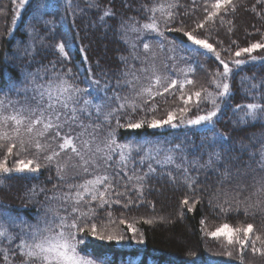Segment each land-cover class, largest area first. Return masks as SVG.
<instances>
[{
    "label": "trees",
    "instance_id": "trees-1",
    "mask_svg": "<svg viewBox=\"0 0 264 264\" xmlns=\"http://www.w3.org/2000/svg\"><path fill=\"white\" fill-rule=\"evenodd\" d=\"M173 3L178 6L168 7ZM214 3L216 0H71L70 4L68 0H30L19 8L20 0H0V95L7 94L13 101H19V105L35 107L38 97L34 98L29 81L25 79L27 74L39 71L43 77L40 82L44 83L52 77L53 71L66 73L68 69L72 70V83L89 89L87 98L94 103L106 102L109 107L116 104L112 99L114 92L124 97L133 90L151 87L154 93H163L149 99L154 112L144 106L143 110L138 109L128 117L121 115L120 122L124 124L126 119H166L170 111H176L179 123V109L184 107L191 110L184 114L183 119L195 118L212 110L213 106L207 99V93L212 92L219 104L216 132L229 138L224 142L220 163L207 167V151L215 136L208 130L211 125L175 129L168 126L160 129L121 127L116 129L118 143L148 142L140 151L132 153L127 168L121 171L119 154L115 153L110 166L101 164L99 168L90 167L89 172L84 173L79 167H71L78 164V160L69 150L57 158L61 165H69L60 174L65 177L64 181L57 173L56 164H49L44 159L45 154H50L47 149L58 150L57 145L62 141H51L46 145V152L14 149V154L9 155L0 148V161L6 159L9 168L15 169L16 162L21 159H35L41 164L36 173H16L14 170L8 174L0 173V214L26 221V228L36 224L42 228L44 221L52 218L53 212L68 214L67 206L53 199L68 191L67 183L81 184L95 175L115 177L120 172L122 180L109 181L115 191L124 193L119 197L120 203H116L117 197L109 190L105 196L109 203L103 208L96 207L98 202H92L95 208L93 222L97 224L98 231L123 233L125 241L117 244L86 237L84 251L88 257H106L97 264H129V261L131 264H264V256L251 252L252 241L257 235L260 240H255V247L264 249V171L257 164L260 150L264 147V119L240 122L245 112L243 106L250 103L264 105V49L235 56V52L252 43H264V0H234L235 11L226 12L222 8L204 28L193 32L197 38L212 43L220 53V59L232 68L227 77L222 75L223 65L212 53L193 45L184 32L165 31L162 23L167 13L173 12L175 22L170 27L192 31L194 21L203 20L215 11ZM40 4L44 7H39ZM160 6H163V11L157 10L154 15L160 21V31H164L163 47H160L156 32L143 28L144 24L152 22L150 9H159ZM105 11L112 15H105ZM47 21L51 23L46 25ZM145 42L150 44L148 51L143 49ZM61 43L67 57L59 52ZM29 44L35 46L34 58L25 54ZM251 56L257 59L252 61ZM236 59H243L246 63L237 67L234 65ZM53 63L56 65L54 70L51 68ZM157 77L161 80L160 85L154 84ZM93 80L99 81V85L93 84ZM172 80L177 81L176 87L163 92V87ZM187 80L193 83L187 84ZM118 82L120 87H116ZM215 82L228 83L229 96L219 97L221 89L216 88ZM14 86L29 90L18 94L13 90ZM195 91L202 93L199 107L195 105ZM181 95L185 100L192 95L193 101L185 105ZM81 120L84 125L92 127L85 129L79 122H70L71 126L66 125L62 135L78 136L76 143L82 150L81 141H90L95 149L116 127L115 121L109 127L102 119H97L95 113L91 120L86 115H82ZM98 123L100 127L96 128ZM93 131L94 141L89 135ZM9 132L11 134V128ZM180 143L186 146V160L177 153L173 164L162 167L156 163L157 159H163L165 149ZM157 145L160 147L158 156L155 155ZM242 146L248 150L241 151ZM149 147L153 149V158L141 163ZM251 153L256 154L254 159ZM89 155L85 152L86 157ZM194 160L198 161L195 165L192 163ZM149 163L156 172L145 181H137L136 176L148 172ZM221 164L231 169L230 177L218 175V172H224ZM177 165L181 167L177 168ZM169 173L175 177L174 181ZM141 183L142 196L139 191ZM238 185L246 189L240 195L232 191ZM100 191H104L103 185ZM220 192H228L229 195L217 199L216 194ZM185 199L189 201L187 205L183 203ZM225 199L231 201L230 206L224 204ZM253 206L258 207L254 210ZM83 210L89 211L87 208ZM121 220L127 223L122 224ZM146 220L152 223H146ZM129 224L138 229L139 235L144 237V244L137 245L130 240ZM224 224L234 229L252 224L254 230L248 237L243 232L236 233L234 242L229 245L225 236L213 238L210 235ZM10 230L14 234L19 232L18 228ZM237 238L248 239L243 261ZM229 251L232 256L227 255ZM14 261H18V257L10 256L9 260H4L0 254V264H12Z\"/></svg>",
    "mask_w": 264,
    "mask_h": 264
},
{
    "label": "snow or ice",
    "instance_id": "snow-or-ice-1",
    "mask_svg": "<svg viewBox=\"0 0 264 264\" xmlns=\"http://www.w3.org/2000/svg\"><path fill=\"white\" fill-rule=\"evenodd\" d=\"M30 0H20L19 8H23L25 4H28ZM69 4L71 0H68ZM178 5L173 3L168 5L170 8H175ZM230 6V7H229ZM39 7H44L40 4ZM215 11H212L203 20L194 21V27L192 31H184L183 27L172 28L171 23H174L173 17L175 13L169 12L163 18L162 23L164 24L165 31H181L187 37L193 45L199 46L200 48L207 50L208 53H212L216 59L219 60L220 64L223 65L224 77H227L231 72L232 68L229 67L223 59H220V53L216 51V48L212 43H209L207 39H199L197 36L193 35L197 29L204 28L205 24L212 21L216 17L220 10L223 8L227 11H235L236 5L234 0H216V3L212 5ZM163 11V6L159 9H150L153 12L152 22L143 25L144 29H150L158 34L161 41L160 47H163L164 42V31H160L159 23L154 13L155 11ZM19 12H17V16ZM105 15H112L105 11ZM51 21L45 22L49 24ZM129 27L136 31L135 27L129 25ZM59 52L67 57L65 52V46L63 43L58 45ZM143 49L148 51L150 49V44L145 42L143 44ZM257 49H264V43H252L249 47H245L235 52L236 57H240L243 53L251 54ZM175 46L173 45V51ZM25 54L31 55L34 58L35 46L29 44L25 49ZM7 59V57H5ZM256 56H251V60L255 61ZM246 63L243 59L234 60V65L239 67ZM51 68L54 70L56 65L53 63ZM125 75H127L125 73ZM42 74L38 71L36 73H28L25 77L29 81L31 90L34 93V98L38 97V103L35 107H27L19 105V101H13L7 94L0 95V141L5 143H0V148H4L6 153L11 155L14 154V149H19L20 151H36V152H46V145H50L51 141L60 140L62 142L58 143V150H52L50 147L47 151L50 154H45L44 159L49 164H56V170L60 179L65 180L63 175L69 165L67 163L61 165L57 158L61 156L62 153L70 152L75 155L78 160V164H72L71 167H79L84 173L89 172L90 167L99 168L101 164L105 167L110 166L109 162L113 160V154H119V164L122 166L121 171L127 168L128 162L131 159V155L134 151H140L146 144L147 141L141 143L140 141L130 142V143H118L116 139V129L121 127H126L128 129H141L147 127L149 129H160L168 126L169 128H179V127H205L211 125L209 131L215 133L209 149L207 151L208 161L206 166L212 167L214 163H220L222 160V150L224 149V142L229 138L225 137L223 133L216 132L217 114L219 111V104L217 103V98L212 92L207 93V99L210 100L212 110L206 112V114H201L195 116V118H190L187 120L183 119L184 114L191 109L184 107L179 109L181 116L179 117V123L177 122L178 117L176 111H170L167 114L166 119H139L138 121H133L131 119H126L124 124L120 122V116L124 115L128 117L130 114L136 113L137 110H143L144 106H148L150 111H155L149 104V99L154 98L156 95H162L160 91L153 92L151 87H145L140 90H133L129 96L122 97L118 92H114L112 99L116 101L114 106L109 107L106 102L94 103L92 99L87 98L89 94L88 88H80L76 86L71 80L74 79L72 75V70L68 69L66 73H57L53 71L52 77L41 83ZM99 81L93 80V84L99 85ZM187 84H192V80H187ZM155 85H160L161 80L157 77L154 81ZM177 84L176 80H172L169 85L163 87V92H169L170 88H175ZM217 89H221L218 95L219 97H227L230 94V86L228 83L215 82ZM116 87H120L119 82ZM256 87V85H253ZM14 91L18 94L19 92H27L29 89L27 87L16 88L14 86ZM201 91H195V105L199 107L201 102ZM142 98V99H141ZM140 100L137 103V100ZM181 100L184 101L185 105H188L193 101L192 95H188L187 99L181 95ZM245 109L244 115L240 117L241 123H247L249 120L255 121L258 118L264 119V105L259 103H250L243 106ZM105 108H109L105 111ZM93 113L96 114L97 119H102L103 123L111 127L112 122L115 121V128L108 132L107 136L101 142L97 144L95 149L92 148V143L90 141H81L83 144V150L76 143L77 137L68 135L67 133L62 135L65 126H71L70 122H79L82 128L92 127V125H84L81 116L86 115V117L91 120ZM96 128L100 127V124H96ZM11 128V134L9 132ZM22 131L24 135H22ZM91 140H95V131L89 134ZM27 137V138H26ZM43 141V142H42ZM203 146V145H202ZM245 146L241 147V151H247ZM85 152L90 153L88 157L85 156ZM160 147L157 145L155 147V155H159ZM177 153L180 154L182 160L187 159L186 146L183 143L175 144L173 147L164 150L163 159H157L156 163L160 164L162 167L164 165L175 163ZM153 149L148 148L144 157L141 159V163L145 159L151 160L153 158ZM256 154L251 153V158H255ZM259 160L257 161L258 167L261 171H264V147L261 148L259 153ZM192 163L195 165L198 161L194 160ZM34 165V166H33ZM181 165H177L180 168ZM224 168V172H218L223 178H228L231 176V169L227 167L226 164H221ZM41 164L35 159H29L27 161L21 159L16 162L15 169L9 168L7 166V160L4 159L0 161V173L8 174L13 172L16 173H36L40 170ZM156 169L152 167L151 163L148 164V172L144 173L142 176H136L137 181L147 180L151 174L155 173ZM187 175V169H184ZM125 175L127 173L125 172ZM170 179L173 181L175 177L168 174ZM112 179H123L120 172L116 173L115 177H110L109 175H95L93 179H87L81 184L67 183L68 191L62 192L59 195L53 197V199H58L67 206V215H60L59 212H53L52 218L44 221V226L41 228L39 224L28 225L25 227L26 221L18 218H14L8 214H0V254H3L4 260H9V257H18V261L12 262V264H97L98 261H104L106 257H93L89 258L85 253V248L87 247L86 237H95L99 240H106L108 242H115L121 244L125 241V235L123 233L115 231L101 230L98 231L97 224L93 222V217L95 215V208H93L92 202H98L96 207L103 208L105 204L109 203L108 199H105L106 193L112 190L117 199L116 203H120L119 197L124 195L119 191H115L114 185L109 182ZM132 179V177H128ZM194 182V181H193ZM223 183V179L220 181ZM104 186V191H100V186ZM127 188V185H125ZM246 189L240 187L239 185L233 189L237 195L242 194ZM264 190V186H262ZM140 195H143V184L139 185ZM217 199L220 196L227 197L228 192L217 193ZM87 197V199H86ZM131 199L130 197L128 198ZM185 205L189 203L187 199L183 201ZM211 203V201H209ZM225 205H231V201L228 199L224 200ZM127 206V205H125ZM253 206V209L256 210ZM87 208L89 211L85 212L83 209ZM224 210L223 207L220 209ZM51 212L52 210L49 209ZM91 213V215H90ZM146 223H152L151 220H146ZM120 223H127L121 220ZM18 228L19 232L14 234L10 229ZM128 229L131 231L132 235L130 237L131 241H135L137 245L145 243L144 237L139 235L138 229L133 225L129 224ZM254 226L248 224L246 228H232L228 224H224L222 227L217 228L215 231L211 232L210 235L215 238L218 236H225L229 245L234 242V236L236 233L243 232L245 237L250 236L253 233ZM139 235V238H138ZM255 240H260V236L257 235ZM255 240L252 241L251 252L259 253L264 256V249L255 247ZM237 242L240 245V259L243 261V253L245 247L248 245V239H239ZM189 255H193L189 253ZM228 256H232V252H227ZM131 264V261H129Z\"/></svg>",
    "mask_w": 264,
    "mask_h": 264
},
{
    "label": "rangeland",
    "instance_id": "rangeland-1",
    "mask_svg": "<svg viewBox=\"0 0 264 264\" xmlns=\"http://www.w3.org/2000/svg\"><path fill=\"white\" fill-rule=\"evenodd\" d=\"M221 236H223V235H221Z\"/></svg>",
    "mask_w": 264,
    "mask_h": 264
}]
</instances>
